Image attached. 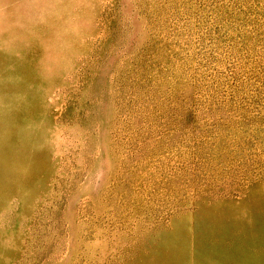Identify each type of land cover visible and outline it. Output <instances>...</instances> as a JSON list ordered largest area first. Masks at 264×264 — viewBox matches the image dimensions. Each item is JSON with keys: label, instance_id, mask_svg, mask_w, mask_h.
Wrapping results in <instances>:
<instances>
[{"label": "rangeland", "instance_id": "rangeland-1", "mask_svg": "<svg viewBox=\"0 0 264 264\" xmlns=\"http://www.w3.org/2000/svg\"><path fill=\"white\" fill-rule=\"evenodd\" d=\"M0 264H264V0H0Z\"/></svg>", "mask_w": 264, "mask_h": 264}]
</instances>
